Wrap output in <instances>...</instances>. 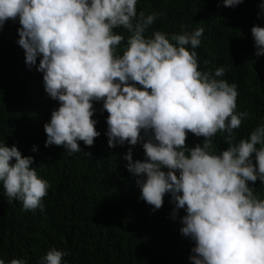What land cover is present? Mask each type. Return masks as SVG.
I'll return each instance as SVG.
<instances>
[{
    "label": "clouds",
    "instance_id": "9594fccd",
    "mask_svg": "<svg viewBox=\"0 0 264 264\" xmlns=\"http://www.w3.org/2000/svg\"><path fill=\"white\" fill-rule=\"evenodd\" d=\"M242 2L223 0L225 7ZM136 5L137 0H0V28L19 19L9 27L20 25L25 62L31 67L40 57L44 90L59 102L44 124L45 147L82 153L79 141L91 147L100 135L95 111H106L110 147L142 143L144 160L133 161L131 147L124 155L140 199L155 211L170 195L173 219L184 209L180 231L194 242L192 264H264V198L250 186L264 184V123L236 142L235 130L250 113L236 111L237 85L221 79L224 67L214 75L199 69L195 49L204 28L189 32L182 24L178 33L146 36L160 13L141 11L137 18ZM121 27L127 38L113 31ZM251 34L255 55H264V27L253 26ZM218 132L227 134L228 147L220 152L213 143ZM189 133L202 142L189 147ZM33 165L32 156L0 143L4 196L22 202L24 211H43L50 184ZM67 255L53 247L40 264H62ZM9 264L27 261L13 258Z\"/></svg>",
    "mask_w": 264,
    "mask_h": 264
},
{
    "label": "trees",
    "instance_id": "16d2710c",
    "mask_svg": "<svg viewBox=\"0 0 264 264\" xmlns=\"http://www.w3.org/2000/svg\"><path fill=\"white\" fill-rule=\"evenodd\" d=\"M262 3L243 0L225 7L223 0H137L136 5L137 18L141 11L160 13L146 36L154 31L178 33L182 24L189 32L204 28L195 49L199 69L214 75L217 67H224L221 79L237 85L236 111L250 113L251 118L235 130L236 142L264 123V55H255L251 34L253 26L264 27ZM18 23V18L9 19L0 28V143L15 145L22 155L32 156L38 176L50 187L43 198L44 210L33 212L24 211L20 201L9 203L0 182V259L5 264L13 258L40 264L55 247L69 253L62 264H192L194 242L180 231L184 209L173 219L170 195L155 211L140 199L137 178L128 171L124 155L131 147L133 161L144 160L142 143L110 147L106 111L103 116L94 113L100 135L92 148L83 141H79L82 153L69 154L56 145L45 147L44 124L59 102L44 90L43 73L37 70L40 57L36 65L26 64L25 50L18 43L20 25L9 27ZM113 31L128 36L122 27ZM124 47L125 43L118 46L117 53L122 54ZM226 135L218 132L213 137L217 152L228 147ZM202 140L189 133L186 143L191 147ZM121 148L127 149L117 156ZM250 186L264 198V184L257 180Z\"/></svg>",
    "mask_w": 264,
    "mask_h": 264
}]
</instances>
